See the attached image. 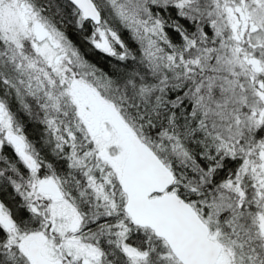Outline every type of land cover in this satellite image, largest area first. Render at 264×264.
<instances>
[{
	"label": "snow or ice",
	"instance_id": "obj_1",
	"mask_svg": "<svg viewBox=\"0 0 264 264\" xmlns=\"http://www.w3.org/2000/svg\"><path fill=\"white\" fill-rule=\"evenodd\" d=\"M0 264H264V0H0Z\"/></svg>",
	"mask_w": 264,
	"mask_h": 264
},
{
	"label": "trees",
	"instance_id": "obj_2",
	"mask_svg": "<svg viewBox=\"0 0 264 264\" xmlns=\"http://www.w3.org/2000/svg\"><path fill=\"white\" fill-rule=\"evenodd\" d=\"M69 35L73 38V40L81 46L82 50L87 49V45L83 43V41L80 39V37L71 29L69 30ZM88 59L92 60L94 63H98L100 67L104 68L106 71L108 70L109 62L115 63L114 60H111L109 57L102 56L100 53H93L88 55Z\"/></svg>",
	"mask_w": 264,
	"mask_h": 264
},
{
	"label": "flooded vegetation",
	"instance_id": "obj_3",
	"mask_svg": "<svg viewBox=\"0 0 264 264\" xmlns=\"http://www.w3.org/2000/svg\"><path fill=\"white\" fill-rule=\"evenodd\" d=\"M38 128H39L38 125H34V124H31V123L27 124L26 132H27V134L29 135V137L31 139H35L36 138V134H37V129ZM9 151H10V149H9Z\"/></svg>",
	"mask_w": 264,
	"mask_h": 264
}]
</instances>
